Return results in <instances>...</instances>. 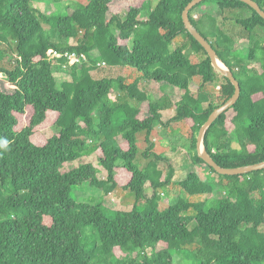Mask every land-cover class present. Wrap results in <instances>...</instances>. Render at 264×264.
I'll return each instance as SVG.
<instances>
[{"label": "trees", "instance_id": "trees-1", "mask_svg": "<svg viewBox=\"0 0 264 264\" xmlns=\"http://www.w3.org/2000/svg\"><path fill=\"white\" fill-rule=\"evenodd\" d=\"M34 1L0 0V141L9 142L0 144V264H174L176 254L194 264H264V169L222 175L208 165L227 190L208 199L211 182L196 172L173 182V165L165 174L166 158L153 154L155 123L172 109L175 116L164 124L186 126L193 161L205 163L197 133L235 91L185 27L183 11L191 0L154 6V0H120L127 5L124 17L111 12L116 0H79L73 9L51 13L34 8ZM255 1L264 10V0ZM208 3L222 11L252 9L237 20L242 38L253 44L248 52L213 15L204 11L195 18ZM147 8L148 18L140 19ZM189 15L242 87L238 101L207 129L205 146L223 167L264 161V40L254 33L264 18L241 0H203ZM54 50L84 52L89 59L69 65L51 56ZM99 66L108 68L105 75L95 74ZM56 70L71 80L59 85ZM2 82L13 90L5 91ZM215 84L216 97L209 90ZM115 85L119 93L112 99ZM163 86L181 89L182 97L172 101ZM145 102L147 116L140 106ZM52 117L58 131L35 143L37 129ZM91 154L105 178L85 159ZM83 182L103 195L128 190L134 205L125 211L80 202L72 191ZM171 184L183 193L173 204L161 197Z\"/></svg>", "mask_w": 264, "mask_h": 264}, {"label": "rangeland", "instance_id": "rangeland-1", "mask_svg": "<svg viewBox=\"0 0 264 264\" xmlns=\"http://www.w3.org/2000/svg\"><path fill=\"white\" fill-rule=\"evenodd\" d=\"M79 0H61L57 2V0H35L32 4L34 8L38 9L39 11H45L47 13H51L52 11H60L64 12L67 8V5H70L72 9L74 7H77ZM142 0H136V2L140 3ZM160 0H154L153 6L156 5ZM117 2V4H116ZM126 4H132L134 3L132 0H124ZM115 4V5H114ZM111 7L112 13H118L121 17L125 16V9L127 5H121L120 0H116ZM149 8L143 11V13L140 16V19L145 20L149 16ZM206 11L209 14L213 15L218 19L220 22V27L223 28L224 31L231 34L234 38H236L235 46L237 48H241L244 50V52H248L249 49L252 47V43L242 38L243 37V27L237 22L238 19L248 18L253 14L252 9L249 7H242L234 10H226L222 11L219 9V7L215 3H208L205 6L201 8H197L195 12V18H200L202 13ZM256 38L259 40H264V26H259L255 30ZM183 41L188 40L186 37L182 38ZM244 39V40H243ZM182 41V40H181ZM74 41L70 40L68 41V44H72ZM179 42H175L171 45L172 49H174L176 46L179 45ZM67 44V43H65ZM94 54H97V51H93ZM262 51L259 50L258 52V61H260V58L262 56ZM189 55L196 56V59H200V56L197 55L194 52H191ZM98 70H96L95 74L97 76H103L106 74V71L108 68L106 66H99ZM258 67V64L256 65L254 61V69ZM258 69H260L258 67ZM113 71L112 76L116 77L119 72ZM55 77L60 85L61 82L66 80H71V76L67 73L61 72L56 70L55 71ZM3 79V78H2ZM3 81H6L3 79ZM197 81H193L191 86L194 90L197 89ZM2 87L5 91H12L13 87H11L7 82H2ZM114 92L110 95L112 99H116L118 96V88L115 85L114 86ZM166 92L171 96L172 101L176 102L178 101L182 95L183 92L181 89L177 87H169V86H163ZM209 90L212 92V94L216 97L219 93L220 87L218 84L211 85ZM141 108L144 109L143 115L147 113V107L148 104L145 102L144 104H140ZM148 114H145L147 116ZM175 116V111L172 109H167L163 112L162 121L156 122V134L153 135L154 141L157 142H151L154 143L153 146V154H160L163 157L166 158V161L164 160V173L167 174V166L168 163L172 164L175 168V173L173 176V182L183 180L187 177L189 173L196 172L198 173L202 179H204L207 182H211L215 189L213 193L206 198L208 199H217L221 198L227 195L226 187H224L220 182V177L213 173V171L209 168V166L206 163H195L193 161V157H191V154H193L194 150H192V141L187 133V127L177 123L176 121H173L169 126H166L164 122L169 121L172 117ZM58 131L56 125L54 124V118L44 123L42 126H40L35 135L32 137L33 141L37 144H44L49 137L54 135ZM198 136V133H197ZM232 138L234 139V145H238L235 141V136L232 135ZM119 140L122 144V147L124 149L128 148V143L125 140L124 137L120 136ZM150 144L143 145L144 150L149 146ZM142 147V148H143ZM153 158V157H152ZM85 159L87 161H92L99 169V176L102 178H105L107 176V171L103 169L97 160L95 159L94 155H87L85 156ZM148 159H151V156L148 157ZM168 161V162H167ZM146 160L143 159L141 161L142 164H145ZM71 164H68L70 167ZM153 193L152 189L150 188L149 184L147 185V194L151 196ZM73 196L78 201H85L90 203H97L102 201L103 204H105L108 208L112 210H130L135 202V195L132 192H129L128 190H115L111 192L108 195H103L102 191L100 189L92 187L88 182H83L80 185H77L74 187L72 191ZM183 195L181 190H179L174 184H171L169 187L165 189L164 192L161 193L162 200L168 199L171 204L176 203L178 201V198ZM89 228L87 229V231ZM160 246H164L163 243H160ZM118 254H121L119 251ZM174 264H194L191 259L186 258L183 255L176 254L174 256Z\"/></svg>", "mask_w": 264, "mask_h": 264}, {"label": "water", "instance_id": "water-1", "mask_svg": "<svg viewBox=\"0 0 264 264\" xmlns=\"http://www.w3.org/2000/svg\"><path fill=\"white\" fill-rule=\"evenodd\" d=\"M203 0H191L188 5L185 7L183 11V21L186 29L189 33L204 47L207 51L209 57L211 58V62L213 67L222 75L226 76L235 86V91L233 95L223 104L215 108L212 113L209 115L206 122L201 126L198 136H197V153L200 158H202L207 165L214 168L219 174L222 175H238L245 174L256 170L264 169V161L238 166V167H223L218 164L212 155L209 153L207 147L205 146L204 139L207 129L211 126V124L227 109L232 107L240 98L242 87L240 81L236 78L234 72L227 67L219 58L217 51L213 47L212 43L198 30V28L192 23L190 19L189 12L190 10L196 6L198 3ZM251 6L254 10H256L261 17L264 18V10L260 7V5L255 0H241ZM221 62L224 66H220Z\"/></svg>", "mask_w": 264, "mask_h": 264}, {"label": "built area", "instance_id": "built-area-1", "mask_svg": "<svg viewBox=\"0 0 264 264\" xmlns=\"http://www.w3.org/2000/svg\"><path fill=\"white\" fill-rule=\"evenodd\" d=\"M55 58H65L67 60L66 64L69 65H81L85 62H88V56L84 52H77V51H60V50H54L53 54L51 55ZM102 64H105L103 62Z\"/></svg>", "mask_w": 264, "mask_h": 264}, {"label": "clouds", "instance_id": "clouds-1", "mask_svg": "<svg viewBox=\"0 0 264 264\" xmlns=\"http://www.w3.org/2000/svg\"><path fill=\"white\" fill-rule=\"evenodd\" d=\"M8 141L7 140H3V141H0V144L4 145V146H7L8 145Z\"/></svg>", "mask_w": 264, "mask_h": 264}, {"label": "bare ground", "instance_id": "bare-ground-1", "mask_svg": "<svg viewBox=\"0 0 264 264\" xmlns=\"http://www.w3.org/2000/svg\"><path fill=\"white\" fill-rule=\"evenodd\" d=\"M219 63H220V66H222V67L224 66L221 62H219Z\"/></svg>", "mask_w": 264, "mask_h": 264}]
</instances>
